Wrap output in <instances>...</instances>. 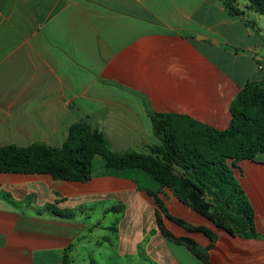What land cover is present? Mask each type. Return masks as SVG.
I'll return each instance as SVG.
<instances>
[{"label": "crops", "instance_id": "0c3cea01", "mask_svg": "<svg viewBox=\"0 0 264 264\" xmlns=\"http://www.w3.org/2000/svg\"><path fill=\"white\" fill-rule=\"evenodd\" d=\"M249 4L233 14L223 0H0V146L59 147L86 122L114 152L147 153L162 143L153 111L226 129L240 90L264 81V13ZM99 168L86 181L0 171V264H204L158 215L209 247L212 264H264V151L234 167L256 237L141 169Z\"/></svg>", "mask_w": 264, "mask_h": 264}, {"label": "trees", "instance_id": "16d2710c", "mask_svg": "<svg viewBox=\"0 0 264 264\" xmlns=\"http://www.w3.org/2000/svg\"><path fill=\"white\" fill-rule=\"evenodd\" d=\"M248 1L264 13L263 0ZM223 3L231 13H241L238 0ZM231 113L229 126L219 130L186 115L150 112L154 132L162 143L147 153H116L109 148L101 131L86 122H77L59 147L44 143L0 146V171L86 181L92 176L95 157L100 156L107 167L137 168L151 174L160 185L171 188L181 201L230 233L256 237L259 233L254 209L235 177L234 167L238 161L254 159L264 151V81L247 82L232 102ZM154 195L167 213L163 201ZM172 218L190 230H202L215 238L207 227ZM158 223L167 239L185 244L204 264H212L208 259L209 247L201 248L189 237L174 236L161 215Z\"/></svg>", "mask_w": 264, "mask_h": 264}, {"label": "rangeland", "instance_id": "374dc122", "mask_svg": "<svg viewBox=\"0 0 264 264\" xmlns=\"http://www.w3.org/2000/svg\"><path fill=\"white\" fill-rule=\"evenodd\" d=\"M249 6L252 8V6L250 4H249ZM249 6H248V8H249ZM245 8L247 9V7H245ZM103 162L104 161H103V159L100 156H96L95 159H94V167H95V169H100L99 167H100V165H102ZM144 174H146V173H144ZM148 176H150V175H148ZM101 264H107V263H105L104 261H101Z\"/></svg>", "mask_w": 264, "mask_h": 264}]
</instances>
